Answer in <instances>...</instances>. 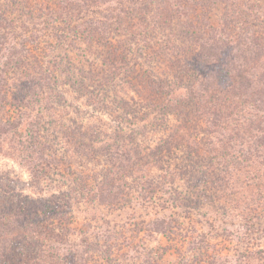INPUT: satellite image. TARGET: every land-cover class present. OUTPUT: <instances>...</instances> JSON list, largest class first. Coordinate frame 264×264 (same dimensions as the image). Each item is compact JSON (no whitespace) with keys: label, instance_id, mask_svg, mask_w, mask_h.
Returning a JSON list of instances; mask_svg holds the SVG:
<instances>
[{"label":"rangeland","instance_id":"1","mask_svg":"<svg viewBox=\"0 0 264 264\" xmlns=\"http://www.w3.org/2000/svg\"><path fill=\"white\" fill-rule=\"evenodd\" d=\"M237 2H229L235 5L228 12ZM137 3L0 0V57L11 53L15 60L21 58L22 67L9 69L10 85L16 83L29 93L17 92L12 104L7 102L0 110V119L28 117L46 137L39 147L52 156L51 167L40 165L35 178L33 164L12 153L17 146L1 144L0 193L29 196L38 208L47 202L52 209L39 210L40 216L51 221L55 233L63 237L59 245L68 246L78 264H264L262 158L250 154L254 156L250 163H225L213 155L228 151L220 141L223 134L208 138L216 147L209 152L210 145L203 144L209 136L207 122L200 117L193 136L184 134L169 144L171 156L160 146L180 119L151 84L175 78L174 71L191 51L198 32L191 27L175 34L152 14L144 17L133 10L141 5ZM183 4L189 10L184 6L181 19H192L196 28L200 21L219 27L227 10L221 0ZM260 29L264 32L263 24ZM237 30L236 23L228 29ZM143 32L145 36L139 37ZM167 39L174 41L170 48ZM172 53L179 58L173 60ZM36 60L48 68L44 75L48 78L32 88L21 81L30 74L41 76L35 72L40 65L32 69ZM166 83L170 82L159 84ZM93 134L101 140L93 143L106 150L88 156L75 149ZM136 141L163 152L153 158L155 150L148 166L122 179L117 202L84 200V188L71 191L80 187L77 176L83 183H90L92 176L106 179L110 162L124 161L123 153ZM188 141L201 150L192 156L202 162L187 163L192 157ZM123 142L126 148L116 149ZM138 181L145 184L144 190ZM38 251L39 245L24 242L15 247L17 262L5 264L33 259Z\"/></svg>","mask_w":264,"mask_h":264},{"label":"trees","instance_id":"2","mask_svg":"<svg viewBox=\"0 0 264 264\" xmlns=\"http://www.w3.org/2000/svg\"><path fill=\"white\" fill-rule=\"evenodd\" d=\"M139 1L137 4L141 5L133 10L144 17L147 16V12L152 14L158 23L170 26L175 34L177 30L183 32V28L190 29L191 27L198 32L192 40L191 51L181 61L179 70L174 71L176 79L160 80L159 78L158 81L151 84L152 89L165 96L166 105L173 107L180 119L176 125L170 128L171 132L160 143V146L165 147L168 155L171 156L172 151L169 144L178 136L184 134L193 136L200 117L207 122L208 128L205 133L209 136L203 140V144L210 145L209 152L214 151L216 147L215 141L208 138L214 136L218 139L217 134L221 133L223 137L220 138V141L223 146L226 145L228 151L221 154L214 151L213 155H220L223 161L228 164L233 162L241 164L242 162H252L254 156L250 154H255V157L262 158L259 162L264 166V32L260 29L262 24L264 25V2L238 0L236 8L228 12L231 4H235L229 3L231 0H221V2L227 3V10H224L221 25L213 27L211 24L206 25L205 22L200 21L201 25L196 28L193 26L192 19H181L185 17L183 2L190 0ZM192 1L194 4H198L209 0ZM185 9L189 10L186 6ZM174 22L179 25L176 27ZM234 23L238 26V30L229 32L228 29ZM187 34L190 39H193L192 31H188ZM141 36H145V33L143 32L139 37ZM167 40L169 43L166 47L170 48L174 41ZM141 41L144 42V37ZM10 48L11 45L8 49ZM13 55L2 53L0 57L2 59L0 62V110L7 102L12 104L10 99L14 98L17 92L19 95L24 92L29 96L23 87L16 83H14L15 86L10 85L12 77L9 75V69L23 65L21 58L17 61ZM172 55L173 60L179 58L177 53H172ZM38 61L36 60L38 65L32 66V69L34 71L40 65V68L35 72L41 76L35 75V77L30 74L32 77L22 80L21 83H29L33 88L35 82H41L48 78V76H44L45 72H48V68ZM24 62L26 67L27 61L24 60ZM165 81L170 83H166L164 86L159 84ZM224 134H226V138ZM45 138L42 129H37L35 122L28 120V117L20 118L18 121L0 119V148H2L1 144H5L6 141L10 142L11 146H17V149H13L12 153L19 159L33 164L35 178L40 175V165L51 167L49 158L52 156L44 153L43 148L39 147V145L42 146ZM87 138L81 142V147L75 149H79V152L89 153L88 156L98 150L101 152L106 150V147L100 149L93 143L99 139L98 135L93 134ZM97 142H101V140L99 139ZM188 142L189 156L194 154L199 156L201 150L192 146L191 141ZM68 143L71 144L69 141ZM125 144L123 142V144L116 145V149L126 148ZM193 145L197 146L198 143ZM130 149L123 153L126 154L121 159L124 161L116 159L110 162L111 167L108 169L109 173L106 179L92 176L89 179L90 183H83L85 182L83 177L77 176L76 180L80 187L76 191L75 188H72L71 191L79 193L86 190L83 198L92 202L99 201L110 204L117 202L123 187L122 179L126 176L134 177L136 173L148 166L155 154L156 147L141 145L139 141H136L135 146H131ZM162 152L163 150L159 152L156 150V155L153 158ZM51 154H54V151ZM184 158L187 160L186 157ZM200 162L202 159L199 160L192 156L187 163ZM35 165L38 169L35 168ZM175 166L178 165L175 164ZM138 185L141 190H144V183L138 181ZM147 187L149 188L150 185ZM83 188L84 190H81ZM114 189L116 192L113 193ZM147 192L151 194L149 190ZM35 202L29 196L21 194L10 196L0 193V264L10 261L17 262L19 256L15 254V247L24 242L39 245L41 251H38L33 259L23 258L20 264H78L76 257H73L75 256L73 251L68 246L59 245L61 237L55 233L51 221H43L40 216L39 210L52 209V207L42 201L43 206L38 208Z\"/></svg>","mask_w":264,"mask_h":264}]
</instances>
